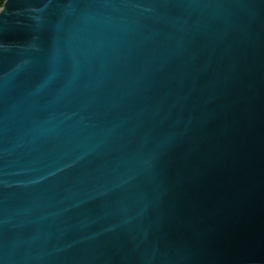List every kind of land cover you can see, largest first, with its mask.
<instances>
[{
  "label": "water",
  "instance_id": "1",
  "mask_svg": "<svg viewBox=\"0 0 264 264\" xmlns=\"http://www.w3.org/2000/svg\"><path fill=\"white\" fill-rule=\"evenodd\" d=\"M0 264H264V0H5Z\"/></svg>",
  "mask_w": 264,
  "mask_h": 264
},
{
  "label": "trees",
  "instance_id": "2",
  "mask_svg": "<svg viewBox=\"0 0 264 264\" xmlns=\"http://www.w3.org/2000/svg\"><path fill=\"white\" fill-rule=\"evenodd\" d=\"M5 0H0V7L3 5V2H4Z\"/></svg>",
  "mask_w": 264,
  "mask_h": 264
}]
</instances>
